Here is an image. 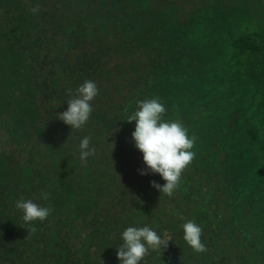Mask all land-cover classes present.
<instances>
[{
    "label": "trees",
    "instance_id": "trees-1",
    "mask_svg": "<svg viewBox=\"0 0 264 264\" xmlns=\"http://www.w3.org/2000/svg\"><path fill=\"white\" fill-rule=\"evenodd\" d=\"M0 264H264V0H0Z\"/></svg>",
    "mask_w": 264,
    "mask_h": 264
}]
</instances>
